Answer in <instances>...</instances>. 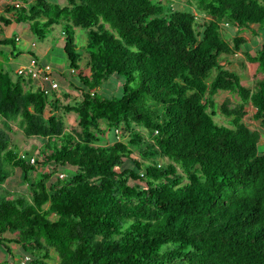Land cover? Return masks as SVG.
I'll use <instances>...</instances> for the list:
<instances>
[{"label":"trees","instance_id":"obj_1","mask_svg":"<svg viewBox=\"0 0 264 264\" xmlns=\"http://www.w3.org/2000/svg\"><path fill=\"white\" fill-rule=\"evenodd\" d=\"M18 24L37 41L60 26L70 74L31 55L62 103L0 61V186L18 179L28 194L0 195L7 254L13 243L29 264H264V77L250 89L226 67L240 30H264V0H0V46L14 56L19 39L2 36ZM244 56L264 76V40ZM108 81L117 94L101 93ZM220 92L238 102L219 113ZM18 121L46 141L36 163L7 137Z\"/></svg>","mask_w":264,"mask_h":264},{"label":"rangeland","instance_id":"obj_2","mask_svg":"<svg viewBox=\"0 0 264 264\" xmlns=\"http://www.w3.org/2000/svg\"><path fill=\"white\" fill-rule=\"evenodd\" d=\"M51 2L55 3L56 0H50ZM62 1V0H60ZM4 35L2 37H12L13 35L20 39V42L16 44V53L20 50L22 53H20L17 56H14L10 53L12 51V48L10 46L1 47L0 46V53H2V56L0 55V61L3 60L5 63L7 62L6 67L12 71V75L15 76L16 72L22 67L27 66L30 62V59L32 58L31 55H35L38 58V61L42 64H50L51 67H53V71H60L65 76H69V68L68 63L65 58V54L63 51V36L61 35V27L55 26L53 27L52 32L47 36V38L44 41H37L34 39V37L31 35L29 31V27L26 24H18V25H12L9 28H3ZM76 34H81L80 30L76 31ZM226 37L232 36L231 31L229 29L225 32ZM238 35L243 37L246 41V43L242 46V50L239 52L237 57H233L230 59V63L226 66L230 70H234L237 72V74L240 77L241 84L247 88L252 89L255 86L256 81L262 79L264 76L257 73V65L252 64L246 61L245 59V52L249 53L250 55H254L257 49L260 47V45L263 43L264 40V30L260 29L257 25H252L250 29H243L238 32ZM80 44V43H79ZM79 48V45H78ZM15 54V52H12ZM85 56L83 59V62H80V68L82 69L83 65L85 64ZM244 62L242 64L241 62ZM61 84V83H60ZM59 86V85H58ZM63 86V91L67 90V84H61V87ZM70 93L72 95H77V92L75 90L71 89ZM101 93L112 96L118 93V85L114 81H108L104 84L103 89L101 90ZM58 96L59 100L63 103L64 99L62 97V94L57 91L56 97ZM216 103V109L225 101L229 100L230 105L236 104L238 102V98L235 95H232L228 92H220L218 93L215 98ZM61 103V104H62ZM247 115L245 118L246 123H248L251 127L250 129H255L256 124L253 121V115L255 113V109L253 106L249 105L246 108ZM220 113V111H218ZM57 114L59 117L63 118L65 122L66 130H73L76 128V121H75V115L73 114H64L62 110L58 111ZM216 121H218L220 124L226 125V120L223 118V116H220L216 118ZM9 129L7 130V137H9L10 142L12 146H16L20 153L23 154L24 152H33L32 156L37 160V154L38 151L42 146L45 144V140L42 139H29L24 134L23 131L19 125L18 122H9L8 123ZM0 129H4L3 122L0 120ZM142 133L147 134V132L142 131ZM107 138H111V134H107ZM258 149L259 152H264V135L262 134V137L258 143ZM35 161L34 163H36ZM31 163V159H30ZM42 162H40L41 164ZM37 170L39 172H45L50 171V167L48 165L41 164L37 166ZM56 176H59L60 178H64V174L62 173H55ZM14 178H18L17 176ZM6 185L0 186V195H24L28 199V194L25 187L19 183V180H7ZM6 238H14L13 235L7 233L5 235ZM9 248L10 253L14 257V260H18L21 255V248L17 246L16 244L9 243L6 244ZM0 252L3 256L7 257V253L0 245ZM53 262H48V264H51Z\"/></svg>","mask_w":264,"mask_h":264},{"label":"built area","instance_id":"obj_3","mask_svg":"<svg viewBox=\"0 0 264 264\" xmlns=\"http://www.w3.org/2000/svg\"><path fill=\"white\" fill-rule=\"evenodd\" d=\"M18 76H26L29 77L30 79L37 80L41 86L46 85V92L48 90L52 91H57L58 89V84L55 82L52 77H51V72L50 68L48 66H45L44 68H41L37 66L36 61L31 58L30 62L27 66H22L18 71H17ZM35 158H31V163H33ZM31 258L27 255L20 257L16 264H29Z\"/></svg>","mask_w":264,"mask_h":264},{"label":"crops","instance_id":"obj_4","mask_svg":"<svg viewBox=\"0 0 264 264\" xmlns=\"http://www.w3.org/2000/svg\"><path fill=\"white\" fill-rule=\"evenodd\" d=\"M19 42H20V39H19ZM1 47H3V46H1ZM10 53H11V51H10ZM16 262H17V260H14V257L12 255L8 254L7 257H5L0 252V264H16Z\"/></svg>","mask_w":264,"mask_h":264}]
</instances>
